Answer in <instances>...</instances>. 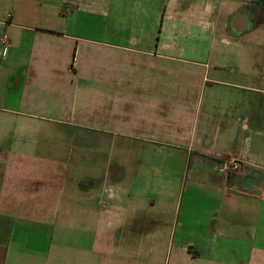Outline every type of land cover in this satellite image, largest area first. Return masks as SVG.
<instances>
[{
	"label": "crops",
	"instance_id": "1",
	"mask_svg": "<svg viewBox=\"0 0 264 264\" xmlns=\"http://www.w3.org/2000/svg\"><path fill=\"white\" fill-rule=\"evenodd\" d=\"M3 35L0 264H264V0H0Z\"/></svg>",
	"mask_w": 264,
	"mask_h": 264
},
{
	"label": "built area",
	"instance_id": "2",
	"mask_svg": "<svg viewBox=\"0 0 264 264\" xmlns=\"http://www.w3.org/2000/svg\"><path fill=\"white\" fill-rule=\"evenodd\" d=\"M10 15H7V18H9ZM0 44L2 46L6 45L7 44V37L6 35H3L0 39ZM240 168V163L236 160H231V161H228V162H224L221 164L220 166V170L223 172V173H226V172H236L238 169Z\"/></svg>",
	"mask_w": 264,
	"mask_h": 264
}]
</instances>
